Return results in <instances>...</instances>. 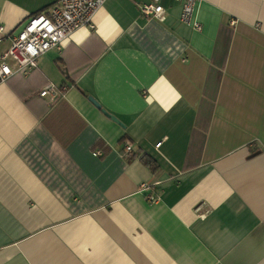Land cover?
<instances>
[{
  "label": "crops",
  "instance_id": "1",
  "mask_svg": "<svg viewBox=\"0 0 264 264\" xmlns=\"http://www.w3.org/2000/svg\"><path fill=\"white\" fill-rule=\"evenodd\" d=\"M56 1L0 0V57ZM140 1L0 84V264H264V0Z\"/></svg>",
  "mask_w": 264,
  "mask_h": 264
},
{
  "label": "built area",
  "instance_id": "2",
  "mask_svg": "<svg viewBox=\"0 0 264 264\" xmlns=\"http://www.w3.org/2000/svg\"><path fill=\"white\" fill-rule=\"evenodd\" d=\"M105 1L57 0L46 12L29 17L13 36L7 52L0 57V84L17 73L35 69L42 56L49 51L59 50L76 30L92 28L94 15ZM172 1L180 8V23L199 31L201 26L194 20V9L199 0ZM138 9L144 19L165 20L163 0H141ZM8 59L14 62V67L7 64ZM38 94L41 98L50 96L52 99L56 95L52 86H46ZM124 151L130 153L131 146L126 145ZM100 154V151L96 152V155ZM143 188L148 191L147 187ZM147 199L156 202L152 195H147Z\"/></svg>",
  "mask_w": 264,
  "mask_h": 264
},
{
  "label": "trees",
  "instance_id": "3",
  "mask_svg": "<svg viewBox=\"0 0 264 264\" xmlns=\"http://www.w3.org/2000/svg\"><path fill=\"white\" fill-rule=\"evenodd\" d=\"M40 13H42V12H38V13L34 14L33 16L39 15ZM142 160L151 169H154L155 168V164L153 163V160L150 157H147V156L142 157Z\"/></svg>",
  "mask_w": 264,
  "mask_h": 264
},
{
  "label": "water",
  "instance_id": "4",
  "mask_svg": "<svg viewBox=\"0 0 264 264\" xmlns=\"http://www.w3.org/2000/svg\"><path fill=\"white\" fill-rule=\"evenodd\" d=\"M89 101H90V102H91L96 108H100L99 105H98L93 99L89 98ZM102 113H103L105 116L109 117L112 121L117 122V121L115 120L114 117L108 115L106 112L102 111Z\"/></svg>",
  "mask_w": 264,
  "mask_h": 264
}]
</instances>
